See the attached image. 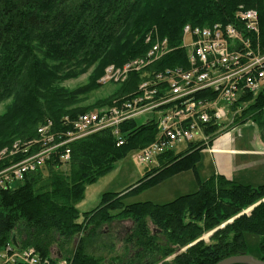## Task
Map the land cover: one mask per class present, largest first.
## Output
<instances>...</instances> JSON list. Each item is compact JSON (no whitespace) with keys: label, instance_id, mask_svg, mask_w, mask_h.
I'll return each mask as SVG.
<instances>
[{"label":"trees","instance_id":"obj_1","mask_svg":"<svg viewBox=\"0 0 264 264\" xmlns=\"http://www.w3.org/2000/svg\"><path fill=\"white\" fill-rule=\"evenodd\" d=\"M241 6L258 11L264 50V0H0V103L11 99L0 115V151L6 149L0 170L24 157L23 152L9 150L18 140L21 147L37 141L41 124L53 120L57 128L66 115L91 111L66 108L71 93L57 83L90 71L84 88H95L108 66L123 68L131 59L145 56L152 45L147 40L156 38H166L170 51L151 63L148 73L188 68L184 27L235 23ZM129 73L119 78L126 76L119 82L116 100L133 95L146 78L140 72ZM111 101L103 104L112 105ZM244 102L247 107L231 126L205 129L208 144L249 120L257 124L264 142V89L244 95L234 110ZM120 131L121 145L111 129L93 133L71 143L67 164L53 156L42 169L0 188V253L15 233V250L33 247L42 256H62L71 264H217L248 254L245 234L252 233L260 238L257 258L264 260V183H242L222 174L200 178L197 164L208 146L202 139L179 151L165 150L136 183L103 193L96 208L80 212L88 185L109 174L131 151L151 144L157 124L132 120ZM31 145L32 153L37 142ZM187 170L196 174L195 191L166 203L126 202ZM115 219L133 223L120 252H115L117 241L103 230Z\"/></svg>","mask_w":264,"mask_h":264},{"label":"built area","instance_id":"obj_2","mask_svg":"<svg viewBox=\"0 0 264 264\" xmlns=\"http://www.w3.org/2000/svg\"><path fill=\"white\" fill-rule=\"evenodd\" d=\"M259 31V13L243 7L237 12L235 23L204 27L187 24L184 46L188 49L189 67H168L151 73L146 70L148 66L170 48L168 40L148 39L152 45L147 54L130 60L128 75L140 72L146 77L137 91L106 108L75 117L66 115L57 128L53 120L41 124L37 129L39 139L15 150L25 153L24 157L0 171V188L10 187L42 169L53 156L67 164L71 159V143L93 133L111 129L118 137V145L123 144L121 125L147 114L153 116L143 122L154 120L157 136L151 144L136 151L135 158L141 164L155 161L165 150L175 148L178 141L202 139L208 144L205 132L208 126L233 121L237 113L233 106L244 95L264 89V51L255 41ZM188 35L190 43L185 41ZM112 73H116V65L108 67L107 76ZM36 142L35 150H44L43 159H35L29 151ZM0 264L71 262L67 258L42 256L33 247L15 250L8 243L0 253Z\"/></svg>","mask_w":264,"mask_h":264},{"label":"rangeland","instance_id":"obj_3","mask_svg":"<svg viewBox=\"0 0 264 264\" xmlns=\"http://www.w3.org/2000/svg\"><path fill=\"white\" fill-rule=\"evenodd\" d=\"M241 7L239 8V10L241 9ZM260 36L261 35L259 31L258 37L255 38L256 45H259L261 51H264L262 50L261 47ZM185 41L186 43H190L191 40L189 35L185 37ZM138 57H142V56H137L136 58ZM108 67L106 68L105 73H107ZM117 67L119 66H116V68ZM89 74L90 71L82 73L76 77L65 79L57 83L58 87L63 88L68 93H71V98H66L65 100L64 104H66L65 105L66 108H74V109L88 108L89 110H97L110 106L103 103L111 99H112L111 101L112 104H114L116 101H119L116 100L117 99L116 92L119 91L120 89L121 83L119 82L123 80L126 76L117 80L116 76L105 78L107 76L106 74H104L102 78L105 79L102 80L101 78L99 80L101 83H99L97 87L92 89H86L84 87L89 83ZM77 91H79V93ZM10 101L11 99L5 100L0 103V115L5 112L7 105ZM245 105L246 102H244L242 105H236V107L238 108L236 115H239L243 111ZM149 116L152 117L153 115L147 114L145 116L138 117L137 122L142 123L144 119H146ZM249 121H250L249 123L240 127L242 129V134L244 135L243 142L244 141L249 142L253 137V135H255V132L257 131V127L251 125V124L257 125V124L251 120ZM230 123L231 122L229 121L226 124V127L229 126ZM232 124L233 122L231 123V125ZM239 125L240 124H237L231 127L230 131L232 128L236 126L239 127ZM19 145H20V141L18 140L13 144L10 150L8 149L9 153L15 154V150H19ZM187 146H188V142L186 141H178L176 144V148L178 151L185 149ZM136 151L137 150L131 151L125 158L119 160L109 174L103 176L97 182L88 185L86 190V201L81 205L79 204L78 206V208L82 213L96 208L101 202V197L103 193L110 191L111 192L121 191L131 186L132 184L136 183V181H138L143 176L145 170L151 168L152 165L155 164V162H150L147 165L139 163L135 158ZM5 152L6 149L0 151V161L6 159V157L3 155V153ZM197 166H198L197 170L199 171V174L202 177V179H206L213 174L215 170V162L212 159L211 154L208 152V149L202 150V156ZM8 167L9 166L5 167L0 171L6 170V168ZM190 179L192 181H190ZM184 181H188V182H184ZM196 184L198 185L196 174L193 170H190L189 173L182 174L178 179L173 178L171 180L164 181L162 184H157L151 188H148L140 192L137 195L127 197L126 202L128 203L139 202V201H153L156 203L170 202L180 194H186V192H190L191 190L192 191L196 190L194 189L196 188ZM249 209H247L245 212L247 213L250 212ZM132 227H133V223L129 219H115L108 226H106V228L103 229L104 231H107L110 233V235H112L113 241H117L115 252L121 251V244H122L121 241L127 236L128 232L131 230ZM208 234H206L203 238L208 239L210 237ZM79 238L80 236H78L75 239V241L72 243V246L77 245ZM245 239L247 242L248 254L254 258L259 257L260 255L259 236L252 233H246ZM99 245L100 244L96 243L95 247ZM54 248L58 249L56 246ZM59 258L63 259L65 257L59 256Z\"/></svg>","mask_w":264,"mask_h":264},{"label":"crops","instance_id":"obj_4","mask_svg":"<svg viewBox=\"0 0 264 264\" xmlns=\"http://www.w3.org/2000/svg\"><path fill=\"white\" fill-rule=\"evenodd\" d=\"M249 122L250 121L240 124L239 127L236 126L237 128L234 127L232 128L233 130L231 129V131L229 129L223 132L213 140L212 144H209L204 149H208V152L211 154L212 159L215 162V170L213 174H222L227 178L233 179L238 182L259 185L264 183V142L260 137L259 127L253 124L251 125L257 127L255 135H253L249 142H243L244 135L242 134V129L240 127L246 125ZM232 135L234 138L232 137ZM153 162H155L156 164L157 159H155V161ZM189 172L190 170L183 171L165 181L171 180L173 178L178 179L182 174H186ZM200 178L202 177L200 176ZM190 181L192 180L190 179ZM197 188L198 185L196 184V188L194 189ZM85 201L86 199L81 202L80 205ZM54 251L56 252L57 249H54Z\"/></svg>","mask_w":264,"mask_h":264},{"label":"water","instance_id":"obj_5","mask_svg":"<svg viewBox=\"0 0 264 264\" xmlns=\"http://www.w3.org/2000/svg\"><path fill=\"white\" fill-rule=\"evenodd\" d=\"M254 206H252L249 209V211H251L254 208ZM214 231L210 232L208 235L211 236ZM12 242L14 245H16L15 233L12 236ZM241 263H244V264H264V260L259 259V258H254L249 254H241V255H233V256L227 257L217 264H241Z\"/></svg>","mask_w":264,"mask_h":264},{"label":"bare ground","instance_id":"obj_6","mask_svg":"<svg viewBox=\"0 0 264 264\" xmlns=\"http://www.w3.org/2000/svg\"><path fill=\"white\" fill-rule=\"evenodd\" d=\"M216 24H222V23H215V24H213V25H216ZM183 33H185V27H184V30H183ZM152 37V36H151ZM153 38V37H152ZM261 39V38H260ZM259 39V40H260ZM152 40H154V39H152ZM164 40H167L166 38H164V39H161V38H156L154 41H164ZM128 70H130V61L129 62H127L124 66H123V68H116V73H112L110 76H107V73H108V70H107V73H106V78H109V77H111V76H116L117 77V79H119L124 73H126ZM100 82V81H99ZM246 106V105H245ZM245 106H244V108H245ZM236 108V110H238V108L237 107H235ZM242 110V109H241ZM240 110V111H241ZM239 111V112H240ZM235 118V117H234ZM234 120V119H233ZM15 149V148H14ZM13 149V150H14ZM35 151V150H34ZM34 151H33V157H35V159H43V157H44V150H36L35 151V153H34Z\"/></svg>","mask_w":264,"mask_h":264}]
</instances>
